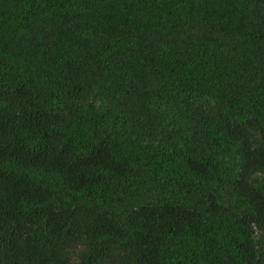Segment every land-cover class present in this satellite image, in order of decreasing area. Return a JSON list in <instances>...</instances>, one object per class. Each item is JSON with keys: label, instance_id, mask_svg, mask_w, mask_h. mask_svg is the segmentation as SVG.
Returning <instances> with one entry per match:
<instances>
[{"label": "trees", "instance_id": "1", "mask_svg": "<svg viewBox=\"0 0 264 264\" xmlns=\"http://www.w3.org/2000/svg\"><path fill=\"white\" fill-rule=\"evenodd\" d=\"M0 264H264V0H0Z\"/></svg>", "mask_w": 264, "mask_h": 264}]
</instances>
